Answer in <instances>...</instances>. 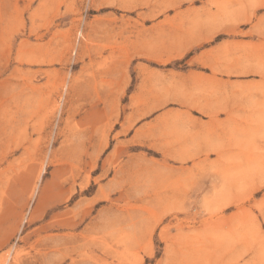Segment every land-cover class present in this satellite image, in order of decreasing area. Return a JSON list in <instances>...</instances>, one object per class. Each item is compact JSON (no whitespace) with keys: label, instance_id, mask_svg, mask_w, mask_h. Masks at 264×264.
Wrapping results in <instances>:
<instances>
[{"label":"rangeland","instance_id":"rangeland-1","mask_svg":"<svg viewBox=\"0 0 264 264\" xmlns=\"http://www.w3.org/2000/svg\"><path fill=\"white\" fill-rule=\"evenodd\" d=\"M224 42L260 120L178 157L166 94ZM0 264H264V0H0Z\"/></svg>","mask_w":264,"mask_h":264},{"label":"crops","instance_id":"crops-1","mask_svg":"<svg viewBox=\"0 0 264 264\" xmlns=\"http://www.w3.org/2000/svg\"><path fill=\"white\" fill-rule=\"evenodd\" d=\"M229 57L225 42L218 43L200 49L186 61L185 70L176 72L177 87L166 94V100L177 105L163 114L176 118L175 125L168 127V139L176 132L178 157L190 153L198 157L203 152L212 156L222 149L230 150L233 136L246 134L249 126L260 120L259 110L243 93V82L247 81L241 77L251 66L235 64Z\"/></svg>","mask_w":264,"mask_h":264}]
</instances>
